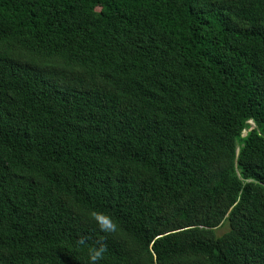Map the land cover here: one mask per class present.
<instances>
[{"label":"trees","instance_id":"obj_1","mask_svg":"<svg viewBox=\"0 0 264 264\" xmlns=\"http://www.w3.org/2000/svg\"><path fill=\"white\" fill-rule=\"evenodd\" d=\"M92 210L102 264H264V0H0V264Z\"/></svg>","mask_w":264,"mask_h":264},{"label":"clouds","instance_id":"obj_2","mask_svg":"<svg viewBox=\"0 0 264 264\" xmlns=\"http://www.w3.org/2000/svg\"><path fill=\"white\" fill-rule=\"evenodd\" d=\"M88 218L98 225L99 231L104 233V236L91 245L86 237H81L77 246L87 249L89 264H102L109 251L107 238L118 233L119 224L111 214L102 210L90 211Z\"/></svg>","mask_w":264,"mask_h":264},{"label":"rangeland","instance_id":"obj_3","mask_svg":"<svg viewBox=\"0 0 264 264\" xmlns=\"http://www.w3.org/2000/svg\"><path fill=\"white\" fill-rule=\"evenodd\" d=\"M246 134H247V131L244 132V135H246ZM239 144H240V143H239ZM226 230H227V226H223V227L220 228L219 231L222 233V232H224V231H226Z\"/></svg>","mask_w":264,"mask_h":264},{"label":"bare ground","instance_id":"obj_4","mask_svg":"<svg viewBox=\"0 0 264 264\" xmlns=\"http://www.w3.org/2000/svg\"><path fill=\"white\" fill-rule=\"evenodd\" d=\"M6 207H7V206H6ZM42 224H43V223H42ZM27 245H28V244H27ZM55 245H56V244H55ZM57 245H58V244H57ZM53 260H54V259H53ZM53 260H52V261H53ZM208 263H209V262H208Z\"/></svg>","mask_w":264,"mask_h":264}]
</instances>
